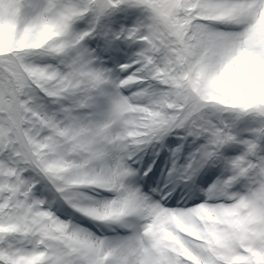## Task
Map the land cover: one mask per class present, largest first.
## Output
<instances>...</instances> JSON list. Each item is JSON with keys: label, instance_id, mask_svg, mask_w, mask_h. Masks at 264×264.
<instances>
[{"label": "snow or ice", "instance_id": "6c2138e0", "mask_svg": "<svg viewBox=\"0 0 264 264\" xmlns=\"http://www.w3.org/2000/svg\"><path fill=\"white\" fill-rule=\"evenodd\" d=\"M0 264H264V0H0Z\"/></svg>", "mask_w": 264, "mask_h": 264}]
</instances>
